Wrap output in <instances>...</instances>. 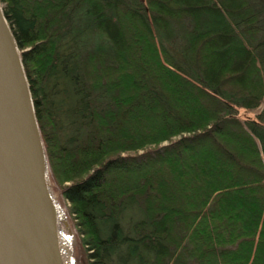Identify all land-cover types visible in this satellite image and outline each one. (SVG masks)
Masks as SVG:
<instances>
[{
  "label": "trees",
  "instance_id": "1",
  "mask_svg": "<svg viewBox=\"0 0 264 264\" xmlns=\"http://www.w3.org/2000/svg\"><path fill=\"white\" fill-rule=\"evenodd\" d=\"M0 3L72 264H264V0Z\"/></svg>",
  "mask_w": 264,
  "mask_h": 264
},
{
  "label": "water",
  "instance_id": "2",
  "mask_svg": "<svg viewBox=\"0 0 264 264\" xmlns=\"http://www.w3.org/2000/svg\"><path fill=\"white\" fill-rule=\"evenodd\" d=\"M48 169L28 79L0 3V264H50L58 216L71 236Z\"/></svg>",
  "mask_w": 264,
  "mask_h": 264
},
{
  "label": "bare ground",
  "instance_id": "3",
  "mask_svg": "<svg viewBox=\"0 0 264 264\" xmlns=\"http://www.w3.org/2000/svg\"><path fill=\"white\" fill-rule=\"evenodd\" d=\"M52 198L54 200L53 195ZM56 222V230L50 241V264H70L66 237L63 231L60 229L57 220Z\"/></svg>",
  "mask_w": 264,
  "mask_h": 264
},
{
  "label": "rangeland",
  "instance_id": "4",
  "mask_svg": "<svg viewBox=\"0 0 264 264\" xmlns=\"http://www.w3.org/2000/svg\"><path fill=\"white\" fill-rule=\"evenodd\" d=\"M258 108V107H257ZM256 108V109H257ZM255 113V110L250 108V109H241L240 110V114L242 116H249V115H253ZM49 179V178H48ZM49 184H50V181H49ZM51 192H52V195L54 197V200H55V203L56 205L59 207V209L61 211L64 212V210H66V205L64 204L63 206H59L58 203H57V192L54 191L52 188H51ZM65 213V212H64ZM66 216V215H65ZM67 219V218H66ZM58 223H59V227L60 229L63 231L65 237H66V241H67V247H68V255H69V263L72 264V259H71V254H72V250H71V244H70V235L68 234V231L63 223V221L61 220V217L58 216ZM69 224V223H68ZM70 226V224H69ZM71 228V231H72V227L70 226Z\"/></svg>",
  "mask_w": 264,
  "mask_h": 264
}]
</instances>
